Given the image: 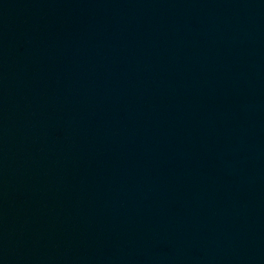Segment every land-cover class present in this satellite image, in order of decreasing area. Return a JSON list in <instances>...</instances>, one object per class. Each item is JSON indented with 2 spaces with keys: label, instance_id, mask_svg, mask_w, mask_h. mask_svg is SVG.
<instances>
[{
  "label": "water",
  "instance_id": "obj_1",
  "mask_svg": "<svg viewBox=\"0 0 264 264\" xmlns=\"http://www.w3.org/2000/svg\"><path fill=\"white\" fill-rule=\"evenodd\" d=\"M255 105L264 181V0H239Z\"/></svg>",
  "mask_w": 264,
  "mask_h": 264
}]
</instances>
